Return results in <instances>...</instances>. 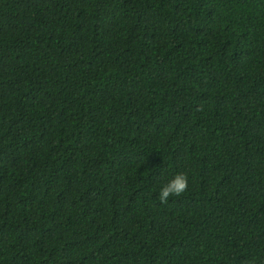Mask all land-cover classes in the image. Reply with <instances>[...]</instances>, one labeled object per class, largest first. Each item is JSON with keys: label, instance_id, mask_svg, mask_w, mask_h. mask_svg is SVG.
<instances>
[{"label": "trees", "instance_id": "16d2710c", "mask_svg": "<svg viewBox=\"0 0 264 264\" xmlns=\"http://www.w3.org/2000/svg\"><path fill=\"white\" fill-rule=\"evenodd\" d=\"M0 264H264V0H0Z\"/></svg>", "mask_w": 264, "mask_h": 264}, {"label": "clouds", "instance_id": "9594fccd", "mask_svg": "<svg viewBox=\"0 0 264 264\" xmlns=\"http://www.w3.org/2000/svg\"><path fill=\"white\" fill-rule=\"evenodd\" d=\"M189 191L188 176L184 172H176L160 186L156 199L161 204H167L170 199L185 195Z\"/></svg>", "mask_w": 264, "mask_h": 264}]
</instances>
